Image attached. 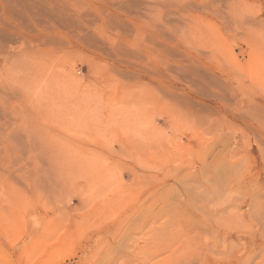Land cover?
Listing matches in <instances>:
<instances>
[{"label":"rangeland","instance_id":"1","mask_svg":"<svg viewBox=\"0 0 264 264\" xmlns=\"http://www.w3.org/2000/svg\"><path fill=\"white\" fill-rule=\"evenodd\" d=\"M0 264H264V0H0Z\"/></svg>","mask_w":264,"mask_h":264}]
</instances>
